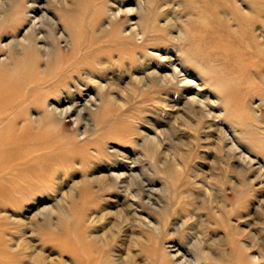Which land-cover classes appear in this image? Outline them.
Instances as JSON below:
<instances>
[{
  "label": "rangeland",
  "instance_id": "1",
  "mask_svg": "<svg viewBox=\"0 0 264 264\" xmlns=\"http://www.w3.org/2000/svg\"><path fill=\"white\" fill-rule=\"evenodd\" d=\"M213 1L0 0V135L18 134L31 115L33 127L15 145L41 149L33 160L42 162L26 164L42 174L41 182L35 179L40 185L26 196L2 194L0 258L175 264L166 250H177L188 264H264V0ZM117 5L133 9L130 20L122 11L111 20ZM16 9L39 18L33 27L51 52L64 32L59 55L44 59L34 51L19 59L21 35L31 24ZM134 23L141 36L125 34ZM10 40L17 45L9 49ZM157 51L170 54L191 79L187 89L148 74ZM195 91L210 116L188 99ZM47 104L72 107L60 127L37 123ZM223 137L234 144L227 157ZM240 155H249L251 167ZM115 161L132 173L129 180H112ZM46 162L51 165L41 170Z\"/></svg>",
  "mask_w": 264,
  "mask_h": 264
},
{
  "label": "bare ground",
  "instance_id": "2",
  "mask_svg": "<svg viewBox=\"0 0 264 264\" xmlns=\"http://www.w3.org/2000/svg\"><path fill=\"white\" fill-rule=\"evenodd\" d=\"M211 1V0H210ZM236 1V0H235ZM251 1V0H250ZM257 1V0H256ZM213 2H215V1H213L212 0V3ZM252 2H253V0H252ZM259 2H260V0H259ZM3 3V2H2ZM216 3V2H215ZM221 2H219V4H220ZM241 3V2H240ZM255 3V2H254ZM116 4V3H115ZM135 4V3H134ZM140 4V3H139ZM245 4V3H244ZM261 4H262V1H261ZM124 5V4H123ZM199 6H201L200 5V3L198 4ZM210 5H211V3H210ZM213 5H215V4H213ZM211 6V7H214L215 9H216V7L215 6ZM217 5V4H216ZM239 5V4H238ZM240 5H242V4H240ZM239 5V6H240ZM257 5V4H256ZM220 6H222V5H220ZM243 6V5H242ZM258 6V5H257ZM117 7V10H116V12L115 13H113V12H111V14H113V17H110L111 18V20H115L116 19V17H117V13L119 12V11H122V12H124L126 15H128V14H130V13H132L133 12V9H131V8H128L127 6L123 9V8H120V7H118V5L116 6ZM123 7V6H122ZM204 7V6H203ZM245 7V6H244ZM246 7H248V6H246ZM252 7H253V5H252ZM109 8V7H108ZM138 8V7H137ZM200 8H202V7H200ZM218 8V7H217ZM250 8V7H249ZM255 8V7H254ZM253 8V9H254ZM235 9V8H234ZM243 9V8H242ZM261 9V8H260ZM108 10H110V8L108 9ZM112 10V9H111ZM250 10V9H249ZM239 11L241 12V10L239 9ZM238 11V12H239ZM16 12H18V13H23L24 14V17L26 16L27 18H29L30 19V24H31V26H30V28L32 27L33 29L31 30L29 27L24 31V33L21 35L22 36V39L20 40V42H21V44H22V46H23V54H19L20 56H19V59L20 60H24V54H27V53H30V54H32L34 51H40V52H43L44 53V55H45V58L44 59H49L50 57H52L53 56V54H54V56H57V55H59L60 53H61V51H62V49L60 48V46H59V39H61V38H64V32L63 31H60L58 34H57V36H56V39H54V41H55V50H54V52H51V49L49 48V47H44V44H41V43H39V42H41L42 40H39V39H41V36L42 35H38V34H40V33H38L37 31H36V29H34V28H37V26L36 27H33V26H35V24H37V22L39 21L38 19V17H35V16H28L27 15V12L25 13V11H23L22 9H16ZM243 12H244V10H243ZM32 13V12H31ZM264 13V12H263ZM191 14V13H190ZM48 15V14H47ZM243 15H244V13H243ZM49 16V15H48ZM112 16V15H111ZM47 19H48V17H46ZM212 18V17H211ZM210 18V19H211ZM210 19H209V21H210ZM214 19V18H213ZM49 20V19H48ZM52 20V18H50V21ZM53 20H54V18H53ZM52 20V21H53ZM127 20H130V17H129V15H128V19ZM207 19H205V21H206ZM212 20V19H211ZM249 20V19H248ZM27 21V20H26ZM51 21V22H52ZM209 21H207V22H209ZM214 21H217V19H215ZM54 22H55V20L53 21V24H54ZM212 22H213V20H212ZM27 23H28V21H27ZM206 23V22H205ZM210 23V22H209ZM208 23V24H209ZM39 24V23H38ZM215 24V23H214ZM248 24V23H247ZM54 25H56V23L54 24ZM203 25H206V24H203ZM27 26H29V25H27ZM208 26V25H207ZM212 28V27H211ZM62 29V28H61ZM126 29V28H125ZM208 29V28H207ZM37 30H39V29H37ZM212 30L213 29H211V32H212ZM56 31H57V29H56ZM59 31V30H58ZM125 31V34L126 35H131V36H134V37H137V35H139L140 34V36L142 35L141 33H139V31H138V23H134V24H132V25H130L129 24V26H128V30L126 29V30H124ZM123 30H122V33L124 32ZM177 31V30H176ZM208 31H210V30H208ZM53 33V32H52ZM55 34H56V32H55ZM175 34V33H174ZM20 36V37H21ZM55 36V35H54ZM66 36V35H65ZM11 37H13V36H11ZM16 37V36H15ZM11 39V38H10ZM14 39V38H13ZM18 39V38H17ZM63 40V39H62ZM141 40H142V38H141ZM19 41V40H18ZM9 43H8V45H10L9 46V49L10 48H12V47H15L16 45H17V41H13V40H10V41H8ZM14 43H16L15 45H14ZM43 43V42H42ZM236 43V42H235ZM18 47V46H17ZM7 49H8V47H7ZM153 50V49H152ZM251 50V49H250ZM8 51V50H7ZM154 51V50H153ZM6 52V51H5ZM155 52V51H154ZM18 53V52H17ZM36 53V52H35ZM30 54H28V55H30ZM37 54V53H36ZM42 55V54H41ZM2 57H0V64L2 63V62H5V56H4V54L3 55H1ZM4 56V57H3ZM188 56V55H187ZM18 56H16V58H17ZM189 57V56H188ZM187 57V58H188ZM150 59H154V60H156L157 61V63L155 64L156 66H158L159 64H161V66H163V70L162 69H159V68H157L156 66H155V69H153V71L151 70V72H149L148 74L149 75H151L152 77H154V79H156L157 81H159V82H161V84H165V83H169V84H173V85H175L179 90H184V89H187V85L188 84H191V79H189V78H187L185 75L186 74H181L180 73V69H178V66L174 63V59L171 57V55L170 54H166V53H163V52H159V51H157L156 52V54H152V53H150ZM164 60V63H161V60ZM185 60V61H184ZM183 61L184 62H182V64H187V62L188 61H190V60H187V59H184ZM7 61V60H6ZM18 61V60H17ZM193 61V60H192ZM26 62V61H25ZM24 62V63H25ZM7 63H9V62H7ZM191 63V62H190ZM12 64V63H11ZM23 64V63H22ZM26 64V63H25ZM25 64H23V65H25ZM3 65V64H2ZM21 66L20 64L18 65L19 67L21 66V68L20 69H25V67H27L26 65H25V67L24 66ZM191 65V64H190ZM18 66H16L15 67V65H14V67H15V69L14 70H16V68L18 67ZM218 67V66H217ZM206 68V67H205ZM19 69V68H18ZM19 69V70H20ZM164 69H165V71H164ZM209 69V68H208ZM164 71V72H163ZM200 71V70H199ZM144 72V71H143ZM199 76H200V78H201V80H202V82H203V84L204 85H206V78L205 77H203L202 76V73H197ZM221 74V73H220ZM142 75V74H141ZM9 76V75H8ZM189 76V75H188ZM10 77H11V75H10ZM9 78V77H8ZM9 79H12V77L11 78H9ZM153 79V78H152ZM153 79V80H154ZM14 81H16L15 79H14ZM13 81V82H14ZM144 81V80H143ZM11 82V81H10ZM100 82V81H99ZM199 82V81H198ZM139 83V82H138ZM155 83V82H154ZM28 84V83H27ZM146 84V83H145ZM196 85H198L197 83H195ZM194 84V85H195ZM199 84H201V83H199ZM208 85H210V86H212V84H208ZM9 86V85H8ZM29 86H30V84L28 85V87H26V89L24 88V91L26 92L27 90H28V88H29ZM72 86V85H71ZM201 86V85H200ZM196 87V86H195ZM198 87V86H197ZM8 89V88H7ZM72 89V88H71ZM197 89V88H196ZM195 89V90H196ZM4 90V89H3ZM199 90V89H198ZM75 91V90H74ZM121 91V90H120ZM42 92V91H41ZM62 92V91H61ZM167 93V92H166ZM193 93V95H191V96H189L188 97V99L192 102V103H196V104H198L200 107H201V109H202V111L203 112H205V114H207V111L205 110V103L202 101V100H200V99H198L197 98V95L199 96V93L198 92H192ZM64 94V93H63ZM206 94H208V93H206ZM4 95V94H3ZM92 95V94H91ZM93 96V95H92ZM91 96V97H92ZM208 96V95H207ZM56 97V96H55ZM63 97H66V96H63ZM4 98V97H3ZM204 98V97H203ZM208 98V97H207ZM8 99V98H7ZM9 99H11V98H9ZM211 99V98H210ZM213 99V98H212ZM16 98L15 99H12V101L10 102V103H15L16 101ZM209 100V99H208ZM213 101V100H212ZM8 102V101H7ZM6 102V103H7ZM53 102V101H52ZM51 102V103H52ZM211 102V101H210ZM215 102H217V101H215ZM215 102H212V103H215ZM48 103V102H47ZM50 103V104H51ZM208 105V104H207ZM211 105V104H210ZM4 107H5V105H3ZM48 108H47V110L46 111H44V114L45 115H43L42 116V114H38V119H37V123H39V121L41 122V121H43V120H47V121H49V123H50V125H54V126H56L57 128L58 127H60V125H61V118H62V116L63 115H65L66 113H68L71 109H72V107L71 106H69V107H67V108H61V109H59V108H57L56 106H54V105H49L48 106V104L46 105ZM209 106V105H208ZM2 109V108H1ZM95 109H97V108H95ZM4 110V109H3ZM82 110V109H81ZM209 110V109H208ZM83 111V110H82ZM210 111V110H209ZM221 111V110H220ZM46 112H48V113H46ZM74 113V114H73ZM72 113V115H74L73 117H74V120L77 122V118H78V114H75V111ZM209 114H207V115H209L210 116V113H211V111L210 112H208ZM95 114V113H94ZM215 114V113H214ZM217 114V113H216ZM6 115V114H5ZM35 115V114H34ZM87 115V114H86ZM26 117H25V119H23L22 118V120L23 121H25V123L24 124H22L21 125V127H20V130H19V132H18V134H16L17 133V131H12L13 132V134H11V135H9V136H6V135H0V199H2V194L4 193V192H6L7 190H9V192L10 191H14V192H16L17 194H18V192H21V196L22 195H24V196H26L25 194H27V192L28 191H26V189H33L38 183H36V181H35V179H39V181L41 182V180H42V174H38L37 175V173H35L36 172V170H35V172L33 171V167H34V163H31L32 165L30 166H27L26 164H28V163H30L31 161H34L33 160V158L34 159H36V157H37V155H36V152L37 151H40L41 149H40V147L38 148L37 146H41L40 144L39 145H35L36 147H37V149H40V150H37L36 151V149H35V151L36 152H33V150L31 151H29V150H25V151H19V148L18 147H16V145L19 143V142H21V140L23 139L24 140V138H25V136H24V138H23V135L25 134V132H26V130L27 129H30L31 130V127H33V125H34V121L32 122V117H31V115H29V114H26L25 115ZM0 119H1V117H0ZM17 121H13L12 122V126L16 123ZM44 122V121H43ZM166 122H167V120H166ZM170 122V121H169ZM168 122V123H169ZM24 125V126H23ZM49 125V124H48ZM48 127V126H47ZM46 127V128H47ZM49 128V127H48ZM51 128V127H50ZM15 130H17V128H15ZM29 130V131H30ZM36 131V130H35ZM161 132V131H160ZM241 132V131H240ZM240 132H238V133H240ZM88 133V132H87ZM230 133V132H229ZM234 133H235V131H234ZM140 134H141V132H140ZM81 135V134H80ZM152 135H153V133H152ZM32 136H34V135H32ZM87 136V135H86ZM85 136V137H86ZM240 136V135H239ZM27 137V136H26ZM84 137V138H85ZM108 137V136H107ZM110 137V136H109ZM244 137V136H243ZM35 138V137H34ZM99 138V137H98ZM136 138V137H135ZM139 138V137H138ZM159 137L158 136H154V137H152V139H151V142L153 143V144H156L157 146H159V139H158ZM167 138V137H166ZM165 138V139H166ZM224 138V148H223V150H224V152L226 153V157L228 156V155H230V152H229V150H231L232 148H234V144H232L231 143V141L228 139V138H226V137H223ZM231 138V137H230ZM246 138V137H245ZM26 139V138H25ZM31 139L32 138H30L28 141H30L31 142ZM83 139V138H82ZM143 139V138H142ZM34 140H37L36 138L34 139ZM27 141V142H28ZM21 143H23V142H21ZM168 143V142H167ZM16 144V145H15ZM166 145V144H165ZM170 145V144H169ZM168 146V145H167ZM45 147V146H44ZM48 148L47 149H50V147L49 146H47ZM169 147V146H168ZM177 147V146H176ZM42 148V147H41ZM46 148V147H45ZM166 148V147H165ZM42 149H44V148H42ZM47 149H46V151H47ZM21 150H23L22 148H21ZM38 153H40V152H38ZM48 154V153H47ZM44 155V154H43ZM223 155H225V154H223ZM48 156V155H47ZM121 157V156H120ZM240 157H242V159L243 160H247V163L249 164V167H251V163H252V159L249 157V155H240ZM239 157V158H240ZM39 158H41V154L39 155ZM43 158H46V159H43ZM43 160H47V159H49V158H47V157H44L43 156ZM132 158V157H131ZM238 158V159H239ZM161 159V158H160ZM241 160V159H240ZM36 161H37V159H36ZM36 161H34L35 163H36ZM41 161V160H40ZM40 161L39 162H37L36 164H37V166H38V163H40ZM50 161V160H49ZM51 161H52V159H51ZM54 161V163H55V161L57 162V160H53ZM52 161V162H53ZM264 162V161H263ZM53 163V164H54ZM113 163H115L114 165H115V167L116 166H118L117 164H122V162L121 161H115V162H113ZM35 164V165H36ZM40 164H42V162L40 163ZM45 164H47V166L46 165H44L43 164V166L41 167V170H44V168H46V167H48L49 165H51V163H48V162H46ZM58 164V163H57ZM125 164V163H124ZM55 165V164H54ZM143 165H145V164H143ZM259 165V164H258ZM193 166V165H192ZM262 166V165H261ZM113 167V166H112ZM119 167V166H118ZM118 167H116L115 169L114 168H111V171H110V176H111V178H112V180H114V182L115 183H119V182H125V179L126 178H130L129 176H131V174H126L125 173V171L124 170H122V169H119ZM104 168V167H103ZM107 168V167H106ZM35 169H37V167L35 168ZM264 169V168H263ZM136 172V171H135ZM159 172V171H158ZM34 173H35V175H34ZM262 170L261 169H258V176H261L262 175ZM99 174V173H98ZM134 174V173H133ZM109 175H106V176H109ZM132 177V176H131ZM136 177V176H135ZM208 177V176H207ZM91 178H93V177H91ZM138 178V177H137ZM41 179V180H40ZM83 179V178H82ZM84 179H85V176H84ZM86 179H88V178H86ZM111 180V179H110ZM126 180H129V179H126ZM37 182H38V180H37ZM86 182V181H85ZM130 182V181H129ZM128 182V183H129ZM144 182V181H143ZM109 183V182H108ZM141 183V182H140ZM126 184H127V182H126ZM38 185H40V184H38ZM130 186V185H129ZM128 186V187H129ZM147 186V185H146ZM120 187V186H119ZM118 186H117V188H119ZM126 187V186H125ZM37 188V187H36ZM127 188V187H126ZM120 189V188H119ZM151 189V188H150ZM25 190V192H22V191H24ZM160 191V190H159ZM15 193V194H16ZM33 193V192H32ZM35 193V192H34ZM123 193V192H122ZM12 194V193H11ZM36 194V193H35ZM132 195H133V193H132ZM13 196V195H12ZM17 196V195H16ZM20 196V195H19ZM23 196V198H25ZM31 196V195H30ZM30 196H28L29 198H30ZM33 196H34V194H33ZM8 197V196H7ZM37 197V196H36ZM20 198V197H19ZM19 198H17V199H19ZM27 198V197H26ZM25 198V199H26ZM131 198V197H130ZM24 199V200H25ZM35 199H37V198H35ZM4 200V199H3ZM9 200V199H8ZM23 200V199H22ZM6 201H7V199H6ZM16 202H17V200H15ZM38 201H39V199H38ZM1 202V201H0ZM2 203V202H1ZM8 203H10V201H8ZM24 203H25V201H24ZM5 204V203H4ZM12 204V203H11ZM10 204V205H11ZM131 204V203H130ZM14 205V203L12 204V206ZM22 205H24L21 201H18V203L17 204H15L14 206H16L17 208H20V207H22ZM4 206V205H3ZM8 206V205H7ZM9 210H11V209H9ZM35 210V209H34ZM16 212H17V210H15ZM18 211H19V209H18ZM20 212V211H19ZM6 213V212H5ZM17 214V213H16ZM141 215V214H140ZM24 216V215H23ZM145 216V215H144ZM12 217V216H11ZM22 217V216H21ZM147 218V217H146ZM10 219V218H9ZM14 220V219H13ZM12 221V220H11ZM140 221V220H139ZM151 221V220H150ZM17 222H19V221H17ZM10 223V222H9ZM12 223V222H11ZM15 223V222H14ZM13 223V224H14ZM147 223V222H146ZM31 224V223H30ZM36 224V223H35ZM14 227H15V225H13ZM13 226H11V227H13ZM18 226V225H17ZM36 226V225H35ZM155 226V225H154ZM7 226H5V228H6ZM9 227V226H8ZM20 227V226H19ZM27 228H30V227H28V226H26ZM152 227V226H151ZM16 228V227H15ZM159 228V227H158ZM3 229V228H2ZM7 229V228H6ZM19 229V228H18ZM22 229V228H21ZM156 229H157V227H156ZM155 229V230H156ZM4 230V229H3ZM20 230V229H19ZM26 230V229H25ZM157 231V230H156ZM7 233V232H6ZM19 234V233H18ZM15 235V234H14ZM20 235V234H19ZM90 235V234H89ZM16 236H18V235H16ZM22 236V235H21ZM15 238V237H14ZM13 238V239H14ZM27 238V237H26ZM5 239V238H4ZM18 239H20V237L18 238ZM18 239H16V240H18ZM24 240V239H23ZM32 241V240H31ZM29 242V241H28ZM27 242V243H28ZM23 243H24V241H23ZM31 244V243H30ZM166 244V243H165ZM14 245V244H13ZM12 245V246H13ZM24 247V246H23ZM168 247V246H167ZM27 248V247H26ZM163 248H165V247H163ZM7 250V249H6ZM2 251V250H1ZM19 251V250H18ZM69 251H70V249H69ZM84 251V250H83ZM115 251V250H114ZM29 252V251H28ZM31 252V251H30ZM37 252V251H36ZM64 252V249H60V251L58 252L59 254H60V256L62 255V253ZM166 253L168 254V256L170 257V259L175 263V264H188V261L184 258V256H181L180 255V253L176 250V252L175 253H172L170 250H166ZM84 254V253H83ZM182 254V253H181ZM28 255V254H27ZM32 255V254H31ZM116 255V254H115ZM34 256V255H33ZM64 256V255H63ZM186 256V255H185ZM38 257V256H37ZM47 257V256H46ZM45 258V257H44ZM64 258V257H63ZM49 259V258H48ZM117 259V258H116ZM37 261H38V259H37ZM48 261V260H47ZM35 262V261H34ZM22 263V262H21ZM0 264H9V261L8 260H6L5 258H3V257H1L0 258ZM27 264H28V262H27ZM36 264V263H35ZM42 264V263H41ZM60 264H67L66 262H60ZM77 264H97L96 263V261L94 260V259H90V258H88V257H83V259H81V260H79L78 261V263Z\"/></svg>",
  "mask_w": 264,
  "mask_h": 264
}]
</instances>
